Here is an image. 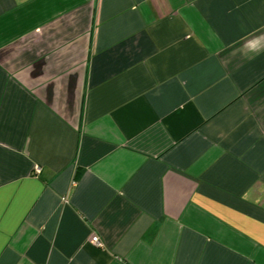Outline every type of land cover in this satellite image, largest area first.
I'll return each mask as SVG.
<instances>
[{"label": "crops", "instance_id": "0c3cea01", "mask_svg": "<svg viewBox=\"0 0 264 264\" xmlns=\"http://www.w3.org/2000/svg\"><path fill=\"white\" fill-rule=\"evenodd\" d=\"M0 264H264V0H0Z\"/></svg>", "mask_w": 264, "mask_h": 264}, {"label": "built area", "instance_id": "2783aa9c", "mask_svg": "<svg viewBox=\"0 0 264 264\" xmlns=\"http://www.w3.org/2000/svg\"><path fill=\"white\" fill-rule=\"evenodd\" d=\"M38 170H40V169H38ZM91 241L94 242L96 245H102V242L97 235H93L91 237Z\"/></svg>", "mask_w": 264, "mask_h": 264}]
</instances>
